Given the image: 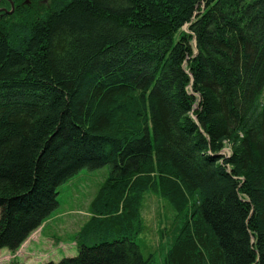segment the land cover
<instances>
[{"label":"trees","instance_id":"16d2710c","mask_svg":"<svg viewBox=\"0 0 264 264\" xmlns=\"http://www.w3.org/2000/svg\"><path fill=\"white\" fill-rule=\"evenodd\" d=\"M29 1L0 0V251L108 166L77 255L45 264H152L148 194L164 264H264V0Z\"/></svg>","mask_w":264,"mask_h":264},{"label":"rangeland","instance_id":"374dc122","mask_svg":"<svg viewBox=\"0 0 264 264\" xmlns=\"http://www.w3.org/2000/svg\"><path fill=\"white\" fill-rule=\"evenodd\" d=\"M186 30V27L183 28ZM264 101V91L261 98ZM221 154H230L225 147ZM109 173L108 166L97 170H81L68 183L57 189L59 207L52 218L35 230L15 251H0V264H45L57 263L63 258H73L79 247L75 245L81 226L87 222V207L98 188ZM171 207L159 197L148 194L142 208V230L135 237L144 258L152 255V264H164L167 250L174 238L172 230L173 212ZM97 242H86L91 246Z\"/></svg>","mask_w":264,"mask_h":264},{"label":"flooded vegetation","instance_id":"af4514ba","mask_svg":"<svg viewBox=\"0 0 264 264\" xmlns=\"http://www.w3.org/2000/svg\"><path fill=\"white\" fill-rule=\"evenodd\" d=\"M25 3L26 4H29L30 3V1L29 0H25ZM0 9H2V7H0ZM14 9H12V11H13Z\"/></svg>","mask_w":264,"mask_h":264},{"label":"water","instance_id":"95a60500","mask_svg":"<svg viewBox=\"0 0 264 264\" xmlns=\"http://www.w3.org/2000/svg\"><path fill=\"white\" fill-rule=\"evenodd\" d=\"M12 9H13V6H12V4H11V11H12ZM11 11H10V12H11Z\"/></svg>","mask_w":264,"mask_h":264}]
</instances>
